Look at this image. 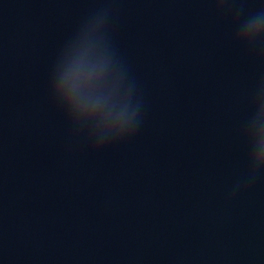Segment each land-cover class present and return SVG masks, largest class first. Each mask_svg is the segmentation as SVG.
<instances>
[{"label": "water", "instance_id": "95a60500", "mask_svg": "<svg viewBox=\"0 0 264 264\" xmlns=\"http://www.w3.org/2000/svg\"><path fill=\"white\" fill-rule=\"evenodd\" d=\"M219 5L0 0V264H264V0ZM98 15L141 105L115 143L49 95Z\"/></svg>", "mask_w": 264, "mask_h": 264}, {"label": "clouds", "instance_id": "9594fccd", "mask_svg": "<svg viewBox=\"0 0 264 264\" xmlns=\"http://www.w3.org/2000/svg\"><path fill=\"white\" fill-rule=\"evenodd\" d=\"M224 2L220 0L219 6L223 7ZM247 24V35L255 36L258 28L264 25V11ZM259 87H264V82ZM49 95L72 130L76 125L103 118L110 125V143L135 134L141 107L136 85L110 42L104 15L86 22L66 43L51 73ZM251 118L258 121L264 156V104L261 112ZM84 137L96 149L107 144Z\"/></svg>", "mask_w": 264, "mask_h": 264}]
</instances>
